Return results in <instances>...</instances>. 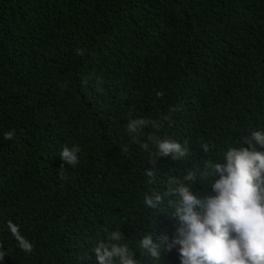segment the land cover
<instances>
[{
  "label": "trees",
  "instance_id": "1",
  "mask_svg": "<svg viewBox=\"0 0 264 264\" xmlns=\"http://www.w3.org/2000/svg\"><path fill=\"white\" fill-rule=\"evenodd\" d=\"M137 119L159 127L129 134ZM253 131L264 132V0H0V264H97L114 231L139 264H180L176 249L154 261L139 247L176 224L167 198L145 197ZM150 135L189 155L153 163ZM66 146L80 148L77 165L59 159ZM214 179L194 192L214 196Z\"/></svg>",
  "mask_w": 264,
  "mask_h": 264
},
{
  "label": "clouds",
  "instance_id": "2",
  "mask_svg": "<svg viewBox=\"0 0 264 264\" xmlns=\"http://www.w3.org/2000/svg\"><path fill=\"white\" fill-rule=\"evenodd\" d=\"M76 54L82 56L84 52L77 49ZM161 95L157 93L158 97ZM149 124L159 127L155 122L137 119L129 121L127 130L129 134H138ZM14 135V130L4 134L7 140ZM149 138L155 140L157 148L153 163L160 157L171 156L179 161L189 155V149L179 142L151 135ZM242 143L247 147L229 148L223 162L205 161L203 170L190 169L183 180L168 178L163 195L154 193L145 197L144 203L149 208H156L167 198V206L172 210L170 218L176 221L171 238L161 235L154 242L149 232L139 242V247L154 261L176 249L180 264H264V152L257 151V145L264 148V132L253 131ZM142 147L147 149L148 144ZM201 147L205 153L210 150L207 143ZM79 152L78 146H66L59 159L63 164L75 166ZM155 174L154 169L147 170L150 182H155ZM209 177L215 178L210 188L215 195L194 192L193 184ZM9 228L19 247L32 252L34 245L19 235L18 226L9 222ZM123 237L121 231H114L109 237L113 243H99L93 249L97 264H139L134 259L136 251L120 243ZM6 256L7 252L0 250V262Z\"/></svg>",
  "mask_w": 264,
  "mask_h": 264
}]
</instances>
